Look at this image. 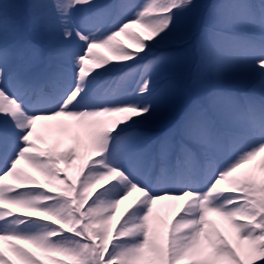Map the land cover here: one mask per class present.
I'll return each mask as SVG.
<instances>
[{
  "label": "snow or ice",
  "instance_id": "snow-or-ice-1",
  "mask_svg": "<svg viewBox=\"0 0 264 264\" xmlns=\"http://www.w3.org/2000/svg\"><path fill=\"white\" fill-rule=\"evenodd\" d=\"M0 264H264V0H0Z\"/></svg>",
  "mask_w": 264,
  "mask_h": 264
},
{
  "label": "rangeland",
  "instance_id": "rangeland-1",
  "mask_svg": "<svg viewBox=\"0 0 264 264\" xmlns=\"http://www.w3.org/2000/svg\"><path fill=\"white\" fill-rule=\"evenodd\" d=\"M162 211H167V209H162Z\"/></svg>",
  "mask_w": 264,
  "mask_h": 264
}]
</instances>
